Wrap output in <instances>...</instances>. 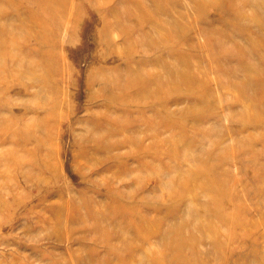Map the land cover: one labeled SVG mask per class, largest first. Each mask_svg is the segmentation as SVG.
<instances>
[{
	"label": "rangeland",
	"instance_id": "1",
	"mask_svg": "<svg viewBox=\"0 0 264 264\" xmlns=\"http://www.w3.org/2000/svg\"><path fill=\"white\" fill-rule=\"evenodd\" d=\"M7 27L0 264H264V0H0Z\"/></svg>",
	"mask_w": 264,
	"mask_h": 264
},
{
	"label": "bare ground",
	"instance_id": "2",
	"mask_svg": "<svg viewBox=\"0 0 264 264\" xmlns=\"http://www.w3.org/2000/svg\"><path fill=\"white\" fill-rule=\"evenodd\" d=\"M57 3L56 1L54 2V5H52L54 8L56 7ZM58 10V9H57ZM47 12V15H50L52 16V19H54L56 17V8L51 11V10H46ZM115 17L118 18V20L120 19V15H118V13L115 14ZM148 18H150V15H148ZM147 18V20H148ZM12 27V26H11ZM11 27H7L5 29H0V40L4 43H6L7 45H11V41L12 40H15L16 36L14 35V30L11 28ZM6 53V52H4ZM29 64V63H28ZM29 69H31V67L29 66ZM32 71V70H31ZM250 72V71H249ZM178 75L181 76V79L182 80H185V83L186 85L188 86H192V87H196V88H199L201 86V82L196 78L194 77L193 74H191L187 69H182ZM248 75L252 76V72L248 73ZM140 73H136L134 74L131 78H129L128 80V83L127 85H136V86H139L140 88V92L139 93H144L147 91H149V93H152L153 90H155V88H153V83H151V79L148 77V78H140ZM189 77H191L189 79ZM190 82V84H189ZM165 85V84H164ZM163 85V86H164ZM153 88V89H152ZM264 88L262 87L260 89V93L258 96H255V97H252L251 98V101L254 102V101H257L259 99V96L261 97L262 95L264 96V94L262 93V90ZM137 92V94H139ZM258 107V106H257ZM177 141H179L180 143H185V139H184V136L183 135H179L177 138H176ZM176 143V141H175ZM173 143V144H175ZM178 144V143H177ZM212 174L215 175V177L217 178V173L215 172V170H212ZM198 175H201V178H199L198 180V183H202L203 180H205L206 182L208 183H212V181L208 178H203V175L206 176V173L204 171H202L201 173H199ZM183 176V175H182ZM184 177V176H183ZM186 179L184 178L182 181V183H186L185 181Z\"/></svg>",
	"mask_w": 264,
	"mask_h": 264
}]
</instances>
